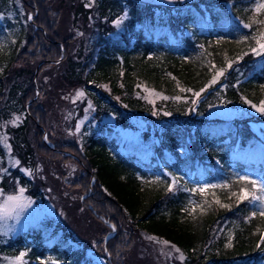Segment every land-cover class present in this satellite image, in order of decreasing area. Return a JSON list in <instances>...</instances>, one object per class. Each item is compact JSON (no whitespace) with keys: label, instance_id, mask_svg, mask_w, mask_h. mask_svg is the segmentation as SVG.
Masks as SVG:
<instances>
[{"label":"trees","instance_id":"16d2710c","mask_svg":"<svg viewBox=\"0 0 264 264\" xmlns=\"http://www.w3.org/2000/svg\"><path fill=\"white\" fill-rule=\"evenodd\" d=\"M19 1L38 15L31 23L24 19L18 0H0L5 15L0 20V115L8 119L22 113L23 123L7 132L26 166L38 153L64 154L44 141L45 132L54 128L47 115L53 109L43 97L34 101V78L42 84L39 74L46 66L59 69V91L67 84L83 86L93 118L112 114L129 127H135L129 115L153 114L155 118H145L157 120L138 141L123 140L114 126L103 124L83 125L81 150L73 143L56 145L73 154L68 159L78 157L82 171L101 187L96 186L97 197L88 199L90 217L105 228L120 229L107 247L110 257L102 254L105 263L124 264L117 260V250L125 241L124 227L131 223L129 233L137 238L138 231V237L148 234L175 245L185 255V264H264L262 206L231 195L241 187L251 190L240 177L264 180V136L253 131L248 118L206 115L210 104L222 100L235 105L264 101V51H253L264 34V8L256 11L264 0H94L91 5L76 0ZM66 9L74 10L73 24L83 35H66L58 28ZM124 14L118 29L115 22ZM35 60L39 69L30 68ZM229 62L230 70L211 83ZM218 84L222 89L212 92ZM143 87L168 99L147 103ZM197 92L206 98L193 113ZM184 94L186 100L180 99ZM82 114L80 110L79 117ZM32 127L38 129L36 140ZM0 158L5 166L1 143ZM17 176L32 189L30 177ZM205 184L218 187L197 191ZM54 222L0 240V254L24 251L23 264H97L70 227ZM59 231L64 234L56 238Z\"/></svg>","mask_w":264,"mask_h":264},{"label":"rangeland","instance_id":"374dc122","mask_svg":"<svg viewBox=\"0 0 264 264\" xmlns=\"http://www.w3.org/2000/svg\"><path fill=\"white\" fill-rule=\"evenodd\" d=\"M80 1H85L89 3L88 5L94 2V0H76V2ZM142 1L180 4L195 0ZM18 4L24 19L26 20L28 17L32 23L38 15L37 10L31 11L26 7L23 8L21 6L22 2L19 0ZM4 17L5 15L0 13V20ZM125 17L126 14L115 22L118 29L121 28V22ZM73 20L74 10H63L61 12L58 28L66 33V35H68L69 32H72L73 36L77 34L83 35L82 31L78 32V26L73 24ZM260 42L264 43V38H260ZM255 49L258 54L264 51L260 50L258 46ZM38 61L39 60L32 61V63H30L32 67L30 68H37ZM228 64L226 68L223 69V74L232 67H228ZM25 67L27 68L26 64ZM20 68H23L22 65ZM39 75L43 80L41 84L37 77L34 78L36 88L34 101L35 98L39 96L43 97L46 100L47 106L53 109L52 112L48 111L47 115L50 117V121L52 122L51 125H53L54 128L49 133L48 131H46L47 133L45 132L44 141L46 140L45 142L52 147L54 151H60L58 149H61L56 147L57 144L64 146L66 144L71 145V143L78 146V150H81L83 125H89V127H91V125H112L118 131L117 133L119 136L126 141H138L141 133L148 128L150 122H152L153 126H156L157 120L151 121L152 118H155L153 114L139 115L137 117L129 115L135 127L119 124L116 117L112 114L104 115L100 118H93L91 110L92 102L88 98L83 86L67 84L66 89L63 88L59 91L60 85L55 82L60 79L59 69H55L51 66H46ZM220 77H218L217 80H219ZM221 87V84H218L216 90L212 92L218 93L222 89ZM65 91L66 93L62 95ZM48 92L53 96L52 100ZM77 93H82V95H77ZM185 93L188 94L191 93V91H186ZM199 93L200 95L198 97L194 95L195 93L193 94L195 99V103L192 105L193 113L195 112L193 106L203 95L202 92ZM185 95L186 94L180 99L186 100ZM141 96L147 103L150 102L153 105L160 99H168L163 93L145 87H143ZM54 104H56V107H54ZM252 105L259 106L260 103L247 102L244 105H235L228 102V100H222L221 102L210 104L206 110V115L210 119L244 120L248 118V122L253 131L259 137L263 138L264 114L256 111ZM80 110L83 112L81 117L78 115ZM159 113L160 111L157 110L155 115ZM2 117L3 116H1V118ZM145 117H150L151 119ZM22 121L23 115L20 112L13 114L8 119H0V143L4 147L6 154L5 166L2 164L0 158V205L5 204L8 196L21 197V203L24 205L23 208L10 211L8 215L0 218V240L7 242L28 228L41 225L48 221H55L54 223L60 221L65 223L80 237L83 241V243L81 242L82 245H86L88 257L93 258L94 263L106 264L102 254L110 257L107 247L108 245L110 246L112 237H115L120 229L115 228L113 225H109L111 227L110 229L105 228L103 225H99V223L94 221L89 215V207L87 208L88 199L90 197L94 199V197L99 195L96 186H100L97 185L95 178H88L87 173L82 171L80 162L76 160L78 157H76V159L67 158V156L70 157L73 155L71 152H63L64 154L58 157H47L38 153L33 159V164L26 166L17 155L18 153L13 150L12 138L7 132L9 127H16L23 123ZM77 125H79V127H77ZM37 130L38 129L35 127H32L30 130V134H32L35 140L38 135ZM228 141L229 140L226 142ZM18 173H23L33 180V183L30 184L32 189L28 185L24 186L21 184L20 178L17 176ZM86 178H88V182H86ZM255 179L258 182V186L264 184V180L261 181L260 178ZM38 186L39 189L37 188ZM209 186L211 185L205 184L200 188L206 189ZM21 189H23V192L20 191ZM11 203L12 202H9V204ZM193 203H195V200ZM131 225L133 224L130 223V226L126 225L123 229V231H126L125 241L121 249L117 250V260L122 261L124 264H185V255L175 245L171 243L164 244L163 241H157L156 238L149 239L150 236H148V234H143V236L140 235L138 237V231L136 232V238L132 233H129V231H131ZM61 234L63 235L64 231H59L56 238H61ZM128 239L130 240L129 242H127ZM144 246L145 248H143ZM100 247L102 248V253ZM177 249H179V251H177ZM139 253L142 256H140ZM143 253H146V255ZM25 254L24 251H21L17 255L0 254V264H23L27 260ZM55 264L62 263L55 262Z\"/></svg>","mask_w":264,"mask_h":264},{"label":"snow or ice","instance_id":"6c2138e0","mask_svg":"<svg viewBox=\"0 0 264 264\" xmlns=\"http://www.w3.org/2000/svg\"><path fill=\"white\" fill-rule=\"evenodd\" d=\"M261 8H264V4L258 5L256 11L259 12ZM31 18V17H29ZM262 38H264V34H262ZM257 44L260 50H264V43H261L260 40H257ZM253 51H256L254 48ZM229 67H231V63L229 62L228 64ZM223 69L218 70L215 75L212 78L211 83H215L217 78L223 75ZM181 91H184V89H181ZM190 91V90H189ZM203 91V89H202ZM77 95H82V93H77ZM197 97L200 95L199 92L195 93ZM166 98V97H165ZM176 99H179V97H176ZM195 103V101H193ZM253 108L256 109V111L264 114V101L260 102V105H252ZM79 127V125H77ZM240 182L245 185H251V190H249L247 187H241L238 192H233L231 195L235 196L238 201H245V200H250L252 202H258L262 207L259 212V215L264 218V184H261L258 186V182L254 179H249L248 177H240L239 178ZM175 183V182H173ZM173 185L168 186V190H172ZM211 187H218L217 185H212ZM220 187H227V185H222ZM206 189L200 188L197 191L203 193ZM23 192V189L20 190ZM9 202H12L9 204ZM216 203H219V201H216ZM23 204L21 203V197L19 196H8L6 198V202L3 205H0V218L5 217L6 215L9 214L10 211H14L17 208H23ZM211 207V205H208ZM201 207L202 206H198ZM221 207H227V205H221ZM195 209H193L194 211ZM202 211L204 209L202 208ZM253 215H256V213H253ZM149 239H155L154 237H149ZM262 241H264V237L261 238ZM164 244H167V241H163ZM179 251V249H177Z\"/></svg>","mask_w":264,"mask_h":264},{"label":"water","instance_id":"95a60500","mask_svg":"<svg viewBox=\"0 0 264 264\" xmlns=\"http://www.w3.org/2000/svg\"><path fill=\"white\" fill-rule=\"evenodd\" d=\"M40 66L37 67V69H39ZM46 141V140H45ZM58 150H61V149H58Z\"/></svg>","mask_w":264,"mask_h":264}]
</instances>
